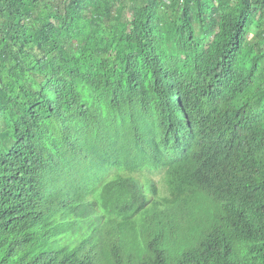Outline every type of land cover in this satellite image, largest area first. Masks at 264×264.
<instances>
[{
  "label": "trees",
  "instance_id": "16d2710c",
  "mask_svg": "<svg viewBox=\"0 0 264 264\" xmlns=\"http://www.w3.org/2000/svg\"><path fill=\"white\" fill-rule=\"evenodd\" d=\"M0 264H264V0H0Z\"/></svg>",
  "mask_w": 264,
  "mask_h": 264
}]
</instances>
